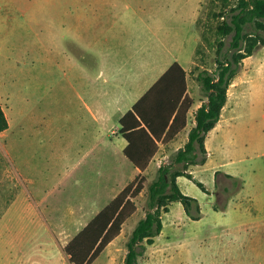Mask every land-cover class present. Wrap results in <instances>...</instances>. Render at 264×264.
<instances>
[{"label":"rangeland","instance_id":"374dc122","mask_svg":"<svg viewBox=\"0 0 264 264\" xmlns=\"http://www.w3.org/2000/svg\"><path fill=\"white\" fill-rule=\"evenodd\" d=\"M167 1L179 5L184 14L196 6L199 38L192 75L199 83L197 77L200 72L216 68L219 41L229 42V37L218 31L223 21L218 16L223 0ZM77 5H80L78 0H0V96L3 100L5 97L10 100L7 112L12 125L7 133H3L5 135L0 134V264H35L38 259H43L38 264H70L63 245L77 230L64 224L65 220L60 221L62 225H50L56 237V241L52 240L51 254L44 246L42 249L48 254L28 263L27 253L33 250L34 245H20L23 260L13 262L8 227L18 225L21 218L23 223L27 221L20 214L22 203L12 206L11 201L13 194H21L22 198L27 189L22 185L16 191L8 181L3 180L4 177L17 176L18 171L26 182L29 178L28 183L36 191L45 192L62 182L67 183L79 170L76 164L86 152L80 141L86 136L87 123L83 116L77 114L80 109L75 104L74 83L81 74L84 80L89 79L91 74H87L75 58H84V63L96 65L97 57L82 50L72 36ZM105 30V27H98L87 37L100 39ZM256 73L259 79H256L252 94L257 103L250 91L251 80ZM236 82L247 83L248 86L240 92L232 85ZM232 84L219 122L227 139L219 149L217 159L225 160V169L237 175H256L258 178L257 181L254 179V187L259 183L264 190V46L244 60L243 68ZM196 98L207 100L201 89L197 91ZM216 149L217 146L212 148V159L216 156ZM104 152L102 148L98 151V167L101 169L104 168ZM9 153L13 155L16 168ZM193 166L197 176L214 193L203 191L192 180L188 187L182 183L187 194L199 200L205 215L202 220L180 224L190 226L179 238L167 232V237L158 240V264H264V219L235 228L233 225L223 227L213 224L219 220L211 216L212 212H223L215 209L218 198L225 200L231 194L225 192L224 187H230L233 192L231 198L238 191L234 193L236 187L232 185V180L221 177V183L216 185L209 168ZM251 169L256 173L251 175ZM67 173L73 176L68 177ZM155 178L156 175L146 176L145 189L135 200L141 213L148 210V186ZM123 182L121 174L110 180L102 177L94 182L80 183L79 188L91 189L93 185H99L106 190L118 185V189ZM180 209L185 212L183 206ZM177 210L178 206H175L171 214L162 213L165 225H174L170 219L173 215L178 222L181 221ZM3 239H6V244ZM148 252L147 246L144 258ZM115 264H122V259Z\"/></svg>","mask_w":264,"mask_h":264},{"label":"crops","instance_id":"0c3cea01","mask_svg":"<svg viewBox=\"0 0 264 264\" xmlns=\"http://www.w3.org/2000/svg\"><path fill=\"white\" fill-rule=\"evenodd\" d=\"M78 1H80V5H77L76 8L72 36L82 50L97 57L96 65L84 63V58H75L81 63L83 70L87 74H91L87 80H84L81 74L74 83L75 104L80 109L77 114L80 117L83 116L87 123V127H85L86 136L80 141V144L86 147V152L76 164L77 170L79 169L77 173L74 176L67 173L68 177L73 176L70 181L62 182L50 191H36L37 189L28 183L29 178H26V182L18 171L17 176L4 177L3 181H8L12 189L19 191L18 189L22 185L27 189L24 192L27 193L25 196L21 198V194H13L11 201L12 206L22 203L20 214L27 221V223H23L24 219L21 218L18 220V225L8 227L10 228L8 238L12 249L11 258L13 262L17 263L23 260L19 250L20 245H34L33 250L30 249L27 253L26 261L28 263L48 254L47 250L42 249L44 246L49 248L51 254L53 250L52 240L56 241V237L52 234L50 225H62L61 220H65L64 224L71 225L73 229L77 230L64 243V252V247L69 241L141 173L140 169L124 154L128 142L120 133V120L174 63L181 64L186 70L187 94L193 100V104L188 112L186 127L171 140L159 142V149L148 168L143 172L144 175L150 174L155 177L158 168L185 146L189 140L191 129L196 125V111L207 101L196 98V93L201 89V86L195 82L192 75L199 38L196 6L184 14L179 9V5L170 1L165 2L166 0ZM185 6L187 7V3ZM64 25L66 26V23ZM98 27H105L106 29L100 39L94 40L87 37V35L96 32ZM69 30L72 32V28ZM256 79H259L257 73L256 77L251 80L250 90L255 102L256 99L252 92ZM232 85L240 92L248 86L247 83L240 84L237 82ZM9 101L6 100V97L3 100L0 96V103L8 120L10 117L7 112ZM11 126L9 120V128L0 134L5 135L3 133H7ZM226 137V132L218 123L206 139V147L210 157L204 165H197L196 167L209 168L215 177V181L216 173L221 172L220 183L221 177L227 179L225 176L227 174L243 180V188L237 193L235 192L236 194L232 198H229L228 208L223 212H212L211 216L219 220L218 223L213 224L223 227L233 225L234 228L237 225H252L253 222H258L260 218L264 219V208H261L264 204V190L259 183H256L254 187L256 175L250 177L237 175L236 172L225 169L227 167L225 160L217 159V153L225 144ZM216 146V156L212 159V148ZM100 148L106 151L102 154L105 158L103 169L98 167L97 158ZM10 156L16 168L13 155L10 154ZM217 161L221 163L218 164ZM193 168L194 166L190 167L191 173L198 181H202L197 176L196 169L193 170ZM251 170V175L256 173L254 169ZM121 174L124 182L118 189H116L118 185L106 190L103 186L99 188V185H93L91 189L79 188L80 183L94 182L102 177L110 180L113 176ZM189 181L190 179L185 176L178 177V184L185 194L188 192L184 190L182 183L188 187ZM202 183L204 182L202 181ZM205 186L209 191L208 185L205 184ZM225 187L229 186L226 185ZM209 192L212 193L213 191ZM175 206H178L177 213L181 221L178 222L174 215L170 216L174 225H165L163 221L162 233L155 238L152 245H148L149 252L145 258H140V264H158V240L167 237V232H170L174 238H179L187 231L185 229L190 225L180 224H186L191 219L180 209L183 206L182 203L173 202L168 213L171 214ZM145 215L146 212L141 213L140 206L137 205L136 212L123 224L120 235L106 247L92 264H115L121 259L122 264H125L127 241L138 222ZM128 225L130 227L126 231ZM3 242L6 244V239ZM67 258L69 260L68 256ZM41 260L43 259H38L35 264L41 263Z\"/></svg>","mask_w":264,"mask_h":264},{"label":"trees","instance_id":"16d2710c","mask_svg":"<svg viewBox=\"0 0 264 264\" xmlns=\"http://www.w3.org/2000/svg\"><path fill=\"white\" fill-rule=\"evenodd\" d=\"M222 6L218 16L223 21L218 31L229 37V42L219 41L215 70L202 71L197 77L207 101L196 111V125L188 142L158 168L156 178L148 186V210L127 241L125 264H140L147 246L162 233V213L169 212L173 202L182 203L191 220L203 217L199 200L182 191L178 177L185 176L208 192L189 169L207 162L206 139L221 119L232 81L240 74L244 60L264 46V0H223ZM192 104L187 94L186 70L176 62L122 117L120 133L128 142L124 154L141 173L64 247L71 264H92L120 235L123 224L137 210L135 200L145 189L143 172L156 155L159 142L171 140L186 127ZM8 128L9 120L0 103V133ZM220 175L221 172L216 173L217 185ZM225 176L235 185L234 193L243 188L241 178ZM224 191L233 194L230 187H224ZM230 196L225 200L218 198L215 209L225 211Z\"/></svg>","mask_w":264,"mask_h":264}]
</instances>
